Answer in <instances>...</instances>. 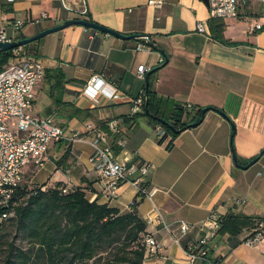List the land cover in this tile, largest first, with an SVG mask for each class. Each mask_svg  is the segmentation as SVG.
<instances>
[{"label":"crops","instance_id":"crops-1","mask_svg":"<svg viewBox=\"0 0 264 264\" xmlns=\"http://www.w3.org/2000/svg\"><path fill=\"white\" fill-rule=\"evenodd\" d=\"M150 1L0 0V27L13 40L23 39L78 18L141 35L122 39L74 24L23 46V56L36 59L44 69L29 113L50 116L67 132L66 138L51 143L43 167L25 168L23 182L83 187L91 199L122 213L130 211L133 200L140 199L131 183L122 184L113 198L100 189L90 161L100 131L117 160L152 165L144 179L157 190L151 198H141L138 212L145 219L158 208L165 224L149 223V235L160 248L149 247L145 264H188L186 246L211 229L212 214L219 223L230 212L264 218V153L249 167L239 166L264 149V31L249 34V19L255 17L239 14L222 19L226 42H221L213 35L203 0ZM6 3L9 11L3 9ZM261 13L256 22H264L263 9ZM15 18L24 22L18 32L11 27ZM141 65L149 68L144 78L138 75ZM94 75L116 89L114 98L102 92L91 98L83 92ZM147 89L169 101L166 112L180 104L191 114L213 107L227 116L209 109L198 125L181 131L167 148L157 138V126L133 110V98ZM112 121L113 130L108 126ZM180 222L193 228L182 235ZM249 233L244 230L234 247L228 236L217 235L210 251L213 260L264 264V242L247 245Z\"/></svg>","mask_w":264,"mask_h":264},{"label":"trees","instance_id":"trees-1","mask_svg":"<svg viewBox=\"0 0 264 264\" xmlns=\"http://www.w3.org/2000/svg\"><path fill=\"white\" fill-rule=\"evenodd\" d=\"M3 9L9 11L10 3L3 4ZM210 22L214 37L226 42L222 19L212 18ZM13 57V49L0 53V71ZM168 104L166 98L147 89L146 103L140 114L165 129L169 137L166 147L171 148L173 139L190 128L189 124L200 123L203 115L202 108L191 114L180 104L170 105L166 112ZM103 129L109 132L108 127L103 126ZM43 186L21 184L7 202L0 198V232L6 220L13 221L28 244L24 249L10 243L4 264H87L90 261L93 264H145L149 255L145 241L149 236V223L138 212L143 194L133 200L130 211L122 213L116 207L91 199L83 187L57 185L43 189ZM63 188L67 190L64 192ZM244 230L250 231L248 236L258 230L264 232V218L227 213L220 219L216 237L228 236L234 247L241 243L239 236ZM110 248L114 250L109 255Z\"/></svg>","mask_w":264,"mask_h":264},{"label":"built area","instance_id":"built-area-1","mask_svg":"<svg viewBox=\"0 0 264 264\" xmlns=\"http://www.w3.org/2000/svg\"><path fill=\"white\" fill-rule=\"evenodd\" d=\"M150 2L161 3L160 0ZM254 5L264 6V0H209L208 8L210 18L225 19L236 18L241 9L251 8ZM42 17H46V14ZM23 23V20L15 18L11 22V27L18 32ZM262 31H264V22H254L248 27V33L252 35ZM143 38L149 39L148 36ZM11 40L13 38L8 35L6 28L0 27V42ZM13 53L17 60L0 71V198L2 202H7L21 185L25 168L31 166L37 170L43 167L51 143L67 137L66 130L56 124L52 117L39 118L29 113L34 103L35 88L44 78V69L36 59L23 56V46L14 48ZM148 70L149 68L141 65L138 68V75L144 78ZM83 92L91 98L96 97L99 92L105 94L108 99L116 95V89L98 75L90 78ZM132 103L135 113L143 111L146 92L142 91L133 98ZM108 126L113 130L116 124L112 121ZM156 135L158 140L167 143L169 137L166 136V131L161 125H157ZM92 143L94 150L90 161L98 174L100 189L108 198L115 197L117 190L126 182L135 186L137 193L143 194L144 197L151 198L154 195L157 188L148 187L144 179L151 169L150 163H128L117 160L100 131L96 132ZM42 188L44 189L45 186ZM66 190L63 188L64 192ZM154 211V216L145 218L147 222L165 224L162 212L158 208H154ZM210 223L211 229L204 231L199 239L190 242L185 249L188 264H217L210 255L211 248L215 245L216 228L219 225V220L214 214L210 216ZM192 228L193 226L186 222L179 223L182 235L187 234ZM145 241L151 249L160 248L159 243L150 235ZM244 242L249 246L258 247L264 242V232L258 230L248 236Z\"/></svg>","mask_w":264,"mask_h":264},{"label":"water","instance_id":"water-1","mask_svg":"<svg viewBox=\"0 0 264 264\" xmlns=\"http://www.w3.org/2000/svg\"><path fill=\"white\" fill-rule=\"evenodd\" d=\"M203 1L207 5H209V0H203ZM74 24L82 25V26L87 27V28H92V29L99 30V31H102V32H105V33H109V34H111L113 36H116V37H119V38H122V39L141 37V35H139V34L125 35L123 33H120V32H118V31H116L114 29H111V28H109L107 26H104V25H101L99 23H96L94 21H90V20H87V19H78L77 18V19L66 20V21L62 22L61 24H58V25H56L54 27L45 29V30L39 32L38 34H36L34 36H31V37H28V38L14 39V40H11V41L0 42V53L3 52V51H8V50H11V49H14V48H17V47H21V46L27 45V44H29L31 42H34L36 40H39L40 38H42L43 36H45V35H47L49 33H52V32H55V31H59L61 29H64V28H66V27H68L70 25H74ZM146 80L148 81V75L146 76ZM209 109H214L217 112H219L220 114H222L224 116H227L226 113L224 111H222V110H219V109L213 108V107H206V108H203L202 109L203 118H204L205 113ZM146 112L148 113L147 110H146ZM198 123L199 122H193V123L189 124V126L190 127H194ZM177 131H179V130H177ZM263 153H264V149L261 150V152L256 156V158H254L253 160H251L247 165H239V164L238 165L240 167L247 168L250 165H252L255 161H257V159L259 158V156L261 154H263Z\"/></svg>","mask_w":264,"mask_h":264},{"label":"rangeland","instance_id":"rangeland-1","mask_svg":"<svg viewBox=\"0 0 264 264\" xmlns=\"http://www.w3.org/2000/svg\"><path fill=\"white\" fill-rule=\"evenodd\" d=\"M262 9L264 11V6L260 8L259 5L252 7V8H243L240 11V15H250V16H254L255 18L261 17ZM255 18L249 19L250 21L252 20L251 21L252 24L254 22H256ZM259 21H263V19H259ZM236 22L240 23L241 25L246 24L245 21H243V20H239ZM32 171H35V170L33 169ZM21 184L23 185L25 183L22 182ZM0 237H1L0 238V264L5 263L10 243H14L15 245L22 246V247H24V249H26L28 246L27 242L23 238V234L19 231L17 225L13 221L6 220L3 228L1 229ZM109 250L110 251L108 253L110 255L113 253L114 249L110 248ZM87 264H93V263L90 261Z\"/></svg>","mask_w":264,"mask_h":264}]
</instances>
